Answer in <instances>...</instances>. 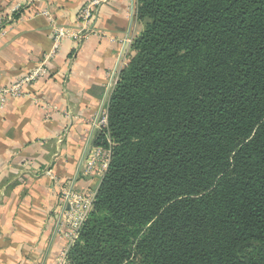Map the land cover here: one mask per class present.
<instances>
[{
	"label": "trees",
	"instance_id": "obj_1",
	"mask_svg": "<svg viewBox=\"0 0 264 264\" xmlns=\"http://www.w3.org/2000/svg\"><path fill=\"white\" fill-rule=\"evenodd\" d=\"M65 264H264V0H135Z\"/></svg>",
	"mask_w": 264,
	"mask_h": 264
},
{
	"label": "crops",
	"instance_id": "obj_2",
	"mask_svg": "<svg viewBox=\"0 0 264 264\" xmlns=\"http://www.w3.org/2000/svg\"><path fill=\"white\" fill-rule=\"evenodd\" d=\"M19 0H0V17ZM86 0H32L24 17L0 33V86L46 63L48 75L22 88L0 111V264H55L60 187L97 191L100 179L82 169L97 135L92 121L106 109L105 86L142 30L129 28L131 0H107L78 48L64 39L54 54L50 22L75 31ZM50 55V56H49Z\"/></svg>",
	"mask_w": 264,
	"mask_h": 264
},
{
	"label": "built area",
	"instance_id": "obj_3",
	"mask_svg": "<svg viewBox=\"0 0 264 264\" xmlns=\"http://www.w3.org/2000/svg\"><path fill=\"white\" fill-rule=\"evenodd\" d=\"M107 0H86L82 5L77 16V29L69 30L55 23L47 12L43 13L48 17L51 28L53 41L52 56L60 46L64 39H71L76 48L81 46L82 42L93 35L92 20L100 5ZM32 3V0H19L7 12L5 17H0V33L5 32L7 26L14 25L21 21L26 11ZM135 0H131L129 7V28L135 22ZM130 30L127 32L126 41L132 42ZM49 55V56H50ZM124 63L118 62L115 68L109 73L105 86L106 94L112 92L118 80V73ZM48 75V68L43 62L42 66L36 68L31 73L22 77L15 84L1 87L0 86V111L5 108L9 98L23 97L22 88L38 79ZM110 96V95H108ZM107 112L106 109L100 111L94 120L92 126L97 133L107 128ZM110 151L99 146H93L89 155L85 158L82 164V169L86 174H90L100 179L104 176L109 163ZM60 220L57 224L58 236L64 241L60 248L55 264H65L66 256L70 247L77 241L79 231L85 222L87 215L92 209L93 201L96 195L95 191H76L72 186L60 187Z\"/></svg>",
	"mask_w": 264,
	"mask_h": 264
},
{
	"label": "rangeland",
	"instance_id": "obj_4",
	"mask_svg": "<svg viewBox=\"0 0 264 264\" xmlns=\"http://www.w3.org/2000/svg\"><path fill=\"white\" fill-rule=\"evenodd\" d=\"M114 89V88H113ZM111 94V92L108 94V95H110Z\"/></svg>",
	"mask_w": 264,
	"mask_h": 264
}]
</instances>
